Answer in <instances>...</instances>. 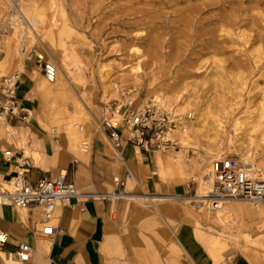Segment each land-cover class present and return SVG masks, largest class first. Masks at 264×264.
Wrapping results in <instances>:
<instances>
[{
    "label": "rangeland",
    "instance_id": "rangeland-1",
    "mask_svg": "<svg viewBox=\"0 0 264 264\" xmlns=\"http://www.w3.org/2000/svg\"><path fill=\"white\" fill-rule=\"evenodd\" d=\"M262 2L0 0V78L15 74L19 78L28 64L40 85L35 68L40 67L44 79L42 67L48 61L59 72L62 91L41 100L34 119L36 128L55 144L59 134L45 130L44 118L57 117L59 124L67 119L76 122L75 102L82 106L90 132L103 127L107 105L123 97L137 106L156 99L181 116L182 126L173 132L178 145L158 151L166 158L152 173V188L131 175L119 185L122 178L117 177L116 192L124 193L126 182L136 183L133 197L124 193L127 197L110 198L114 248L102 250L103 264H168L172 257L168 237L176 240L182 224L193 236L198 225L213 242L220 238L219 257L242 253L254 262L264 261V201L260 215L248 201H231L234 210L222 225L214 221L215 211L198 209L197 199L191 197L198 194L211 161L219 156L241 161L247 156L253 177L264 180ZM229 14L238 16V25L223 19ZM51 82L54 85L58 78ZM65 110L71 113L64 119ZM1 116L5 122L7 115ZM33 118L25 110L18 124L30 126ZM23 153L28 160L29 155L37 158L27 148ZM172 185L187 191L172 196L167 190ZM162 205L179 209L181 217L170 219L160 210ZM255 249L261 253L252 254ZM181 250L176 260L189 264Z\"/></svg>",
    "mask_w": 264,
    "mask_h": 264
},
{
    "label": "crops",
    "instance_id": "crops-1",
    "mask_svg": "<svg viewBox=\"0 0 264 264\" xmlns=\"http://www.w3.org/2000/svg\"><path fill=\"white\" fill-rule=\"evenodd\" d=\"M23 68L24 71L19 73L15 86L17 114L8 113L5 122L3 116H0L2 117L0 183L14 176L18 169L14 159L3 157V151L11 150L16 154L27 148L31 153H37L36 159L29 155L27 178L30 182H35L40 177L53 179L58 174L66 172L67 180L73 183L79 195L53 209V224L57 231L50 237L41 236L39 233L42 209L0 205V230L6 231L9 235L7 246L0 251V255L3 253V256H0V264H10L11 258L8 252L20 241L26 242L31 247L30 258L23 262L24 264H103L102 250L111 251L114 248L112 238L114 221L111 217L113 202L110 199L111 191L114 193L116 190L115 185L113 186L114 179L125 178L128 174L134 177L136 182L144 179L147 188L151 187L155 180L152 173H156L159 160L164 161L166 155L158 150L146 151L130 145H126L118 154L108 138L107 130L100 127L90 132V123L88 124L90 147L87 153H81L77 149L76 134L65 129V124L70 119L59 124L56 123L57 117L51 120L46 115L43 125L45 130L51 131L50 128L56 124L59 126L60 132H57L59 143L55 144L48 133L36 128L34 119L40 114L41 100H44L49 93L62 91V80L58 74V82L54 85H46V79L41 78V69L37 66L35 76L40 80L39 85L28 64ZM14 69L17 70V65H14ZM1 99L0 87V102ZM76 104H74L75 108ZM25 110L34 118L32 125L24 127L18 124L17 119ZM70 113L65 110L64 119L67 115L70 116ZM75 113L78 115L77 109ZM26 128L29 129L28 133H25ZM136 182L130 184L126 182L124 193L133 197L131 193ZM167 190L170 195L176 197L182 196L187 191L185 186L178 185L167 187ZM160 210L169 215L170 219L171 215H181L179 209L168 205L160 206ZM193 232L197 240L188 225L182 224L177 229L176 240L168 237L169 253L172 254L168 264H179L176 258L181 255V247L187 259L191 258L196 264H264V261L254 262L252 258L242 253L222 255L220 259L218 256L220 251H212L214 242L210 236L202 230L200 232L198 225H195ZM158 237L161 239V235ZM255 250L257 252L252 254L261 253L260 250Z\"/></svg>",
    "mask_w": 264,
    "mask_h": 264
},
{
    "label": "built area",
    "instance_id": "built-area-1",
    "mask_svg": "<svg viewBox=\"0 0 264 264\" xmlns=\"http://www.w3.org/2000/svg\"><path fill=\"white\" fill-rule=\"evenodd\" d=\"M43 76L49 80L55 77L54 64L45 62L42 67ZM17 74L3 76L0 80L2 99L0 115L17 114L15 101V83ZM102 126L107 130L108 138L114 149L120 153L126 145L136 149L166 151L178 145L173 132L181 125V116L163 107L159 101L149 99L140 106L134 105L127 97L111 102L105 108ZM117 117L116 120L113 118ZM24 118V116H23ZM3 157L16 161L18 169L14 176L0 183V205L17 208H42L39 233L41 236H53L57 228L54 226L52 211L56 205H64L74 198L77 189L67 180V174H58L55 178L40 177L35 182L27 178L29 172L28 157L23 152L14 154L11 150H4ZM211 186L203 201L197 205L208 210L219 208L226 200H245L252 204L264 201V180L253 177L251 169L235 156H219L210 163L209 171ZM127 177L122 178V185ZM9 242L6 231L0 230V251ZM31 254V247L20 241L14 249L8 252L11 259L25 262Z\"/></svg>",
    "mask_w": 264,
    "mask_h": 264
},
{
    "label": "bare ground",
    "instance_id": "bare-ground-1",
    "mask_svg": "<svg viewBox=\"0 0 264 264\" xmlns=\"http://www.w3.org/2000/svg\"><path fill=\"white\" fill-rule=\"evenodd\" d=\"M261 1H264V0H261ZM263 3V2H262ZM264 4V3H263ZM256 6V5H255ZM189 8H190V6H189ZM240 8V7H239ZM226 13V12H225ZM232 14V13H231ZM231 14H229V15H226V17H223V19L224 18H226L225 20L226 21H228V23H230L231 25H235V24H237L238 25V21H237V19H238V16L237 15H231ZM150 15V14H149ZM31 18V17H30ZM31 20V19H30ZM201 20L203 21V20H205L204 18H201ZM32 21V20H31ZM34 22V21H33ZM32 22V23H33ZM35 23V22H34ZM125 23V22H124ZM126 24V23H125ZM129 24V23H128ZM29 28V27H28ZM229 35V34H228ZM242 35H243V33H242ZM198 38V37H197ZM245 38V37H244ZM247 41V40H246ZM22 53V52H21ZM62 60V59H61ZM220 61V60H219ZM48 62H50V61H48ZM50 63H52V64H54V66H55V69H56V74H55V77L52 79V80H49V79H47V78H45L46 79V85H50L52 82L51 81H53L54 79L56 80L57 78H58V74H59V72L57 71V67H56V65H55V63H53V62H50ZM62 65H64L63 64V62H62ZM156 100V99H155ZM159 103H160V101H159ZM76 104V103H75ZM161 104V103H160ZM76 109H77V113H78V117H76L75 119H77V123L76 122H72V119H70V120H68L67 122H66V124H65V129L66 130H68L69 132L70 131H72L73 133H75L76 134V140H77V149L81 152V153H87L88 152V150H89V147H90V144H89V128H88V126H87V123H88V119L86 118V117H84V114H83V108H82V106H80L78 103L76 104ZM1 116V115H0ZM1 118L2 117H0V126H1ZM116 118L117 117H115L114 116V120H116ZM181 121V125H179L180 127L182 126V120H180ZM234 127V126H233ZM261 127V126H260ZM261 129V128H260ZM50 130L51 131H54V132H60V130H59V126H58V124H56V125H53L51 128H50ZM263 130V129H262ZM65 133V132H64ZM70 136V135H69ZM72 140V139H71ZM240 150V149H239ZM159 151V150H158ZM117 152V151H116ZM237 152H238V149H237ZM118 153V152H117ZM224 153V152H223ZM119 154V153H118ZM249 158L247 157V156H242V162L243 163H245L250 169H251V173H252V171H253V169H252V167L250 166V164H249ZM207 173V172H206ZM207 175V174H206ZM253 175V174H252ZM128 177L125 179L126 181H128ZM133 179H135V178H133ZM116 180H117V178H115L114 179V181H113V186L115 185V182H116ZM210 186H211V179H210V175L208 174V177L204 180V181H202V182H200V185H199V187H198V194L197 195H195L194 197L197 199V201L199 202V200L198 199H200L201 201H203V200H205L204 199V196H206V192L208 191H205V188L206 187H208V188H210ZM78 193V192H77ZM79 195V194H78ZM110 195L112 196V198H116V197H119V196H123V197H127L124 193H122V192H116L115 190H114V193L111 191V193H110ZM196 201V200H195ZM231 201H239V200H226V201H223V202H221V204H220V206H219V208H217V209H215V210H211V211H215L216 212V214H215V217H214V221L215 222H217V223H219V224H222V225H225V222H227L229 219H230V215H231V211H233L234 210V205H232L231 204ZM245 201V200H244ZM56 206H58V205H56ZM55 206V207H56ZM241 206H242V203H241ZM240 206V204H239V206L238 207H241ZM251 206H252V208L253 209H255V210H259L258 212H257V214L258 215H260L261 213H263V211H262V207H260L259 206V204H252L251 203ZM54 207V208H55ZM198 209H201V208H205L206 209V207H204V206H196ZM243 207V206H242ZM241 207V208H242ZM246 207V206H245ZM260 207V208H259ZM14 208H17V207H14ZM38 208H40V207H38ZM40 209H42V208H40ZM236 209V208H235ZM239 209V208H238ZM248 209V208H247ZM246 209V210H247ZM250 209V208H249ZM206 210H208V209H206ZM240 210V209H239ZM242 210V209H241ZM251 210V209H250ZM249 210V211H250ZM254 210V211H255ZM242 212V211H241ZM241 212H238L237 211V213H240V214H242ZM253 212V211H252ZM247 214V213H246ZM249 214V213H248ZM251 214V213H250ZM256 214V215H257ZM252 215V214H251ZM256 215H255V217H256ZM254 216V215H253ZM263 216V215H262ZM246 217H247V215H246ZM254 218V217H253ZM257 218H258V216H257ZM244 221V220H243ZM221 233V232H220ZM220 238H219V240H215V242H214V244H213V247H212V251H214V252H219L220 251ZM43 243H45V242H43ZM45 245V244H44ZM43 247V246H42ZM44 249V248H43ZM42 250V249H41ZM41 252V251H40ZM44 252V251H43ZM1 255L3 256V253H1ZM0 255V256H1ZM8 259V258H7ZM193 260L190 258V260H189V264H196V263H194V261L192 262ZM8 262V261H7ZM9 263L10 264H24L23 262H20V261H16V260H9Z\"/></svg>",
    "mask_w": 264,
    "mask_h": 264
}]
</instances>
